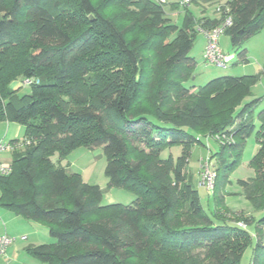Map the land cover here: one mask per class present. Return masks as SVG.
Segmentation results:
<instances>
[{
    "label": "trees",
    "instance_id": "1",
    "mask_svg": "<svg viewBox=\"0 0 264 264\" xmlns=\"http://www.w3.org/2000/svg\"><path fill=\"white\" fill-rule=\"evenodd\" d=\"M98 1L0 0V121L24 127L29 142L18 151L10 141L15 151L11 173L0 177V207L45 226L54 239L25 253L39 264H239L251 248L252 264H263L264 247L253 233L264 226V111L250 163L254 177L238 180L240 193L233 194L248 201L252 214L232 213L224 202L228 175L254 131L258 102L242 100L258 76L222 77L197 89L184 84L196 66L189 54L197 34L230 19L223 34L232 46L242 44L264 29V0H189L188 6L222 10L212 20L185 8L180 26L160 0ZM103 7L132 13L168 49L149 98L143 46L128 40ZM239 57L247 62L245 51ZM19 79L30 81L22 97L10 87ZM171 90L175 107L168 104ZM234 125V141L208 158L216 163L208 214L187 172L190 151L203 145L201 137ZM78 147L101 148L107 186L132 193L134 201L103 204L98 186L68 173L60 162Z\"/></svg>",
    "mask_w": 264,
    "mask_h": 264
},
{
    "label": "rangeland",
    "instance_id": "2",
    "mask_svg": "<svg viewBox=\"0 0 264 264\" xmlns=\"http://www.w3.org/2000/svg\"><path fill=\"white\" fill-rule=\"evenodd\" d=\"M166 6V13L171 18L175 25L180 26L183 19V10L188 9L195 19H200L207 17L210 19H217L219 17L220 5L218 4H202L200 7H197L194 4L183 5L179 4L175 11L169 10V5L178 4L180 0H160ZM100 4L99 0L97 4ZM223 4V3H222ZM186 6V7H184ZM188 6V7H187ZM103 13L109 17L114 18L116 23L123 29H126L127 39L136 40L141 46H143L142 51L147 59L145 61V70L147 74L151 75V80L149 87L147 89L148 98L154 92V90L159 86L161 77V70L159 65L163 61L164 57L168 54V49L165 48V45L160 39H153L152 33L148 32L144 25L135 22V16L132 13L120 12L118 8L103 7ZM166 43V41H164ZM206 45V40L203 37L202 33L197 34L196 41L194 46L189 54V57L194 59L196 66L191 70V79L189 82L184 85L194 86L195 89L207 85L209 82L216 80L222 77H242L244 75H254L258 76V80L250 86L249 95L245 96L242 100V104H247L252 101H257L258 103L253 108V133L245 140L244 146L240 155L238 166L230 172L228 175V185L226 186L225 193L228 195L224 197V202L226 208L232 212H243L245 214L251 213V207L248 201L239 194L240 189L236 185L238 180L247 181L254 177V172L250 166L251 160L257 154L259 149V144L257 142V132L260 130L261 122L259 120V114L264 111V76H261V71L264 65V29H262L257 35L246 40L240 45L232 46L230 38L223 34L218 38V46L222 54L225 56V68H219L214 65L204 62L203 53ZM246 52L247 62L242 63L240 61L239 54ZM154 74V76H153ZM147 75V77H148ZM159 76V78H158ZM155 80H154V79ZM174 78V76L165 77L166 82ZM156 82V83H155ZM177 84L181 83V80L177 79ZM155 83V85H153ZM166 86V85H165ZM10 87H13L14 90H17L18 97H22L29 93V88L23 85V80L19 79L15 82H12ZM167 88V87H166ZM193 89V90H195ZM172 90L167 94L169 97V106L175 107L177 100H175L171 94ZM229 95H234V92H231ZM235 98V97H233ZM144 105H147L144 102ZM236 125L230 127L228 131L224 134H219L215 136H206L202 138V146H194L190 151L189 163H188V174L192 186L197 189L202 207L206 213L211 214L214 210V202L212 195L214 193V186L211 191H206L204 188L197 186L198 183V170L200 165L209 157L218 152L219 146H222L226 143H231L234 141L230 131ZM0 140H3L5 143H10V141H16V149L18 151L25 150V147L28 146L25 143V129L19 124L0 121ZM15 147V146H14ZM18 148V149H17ZM15 150H9L2 152L0 154V163L4 167L10 166ZM181 149H173L172 155L174 158L178 157ZM168 156V151H164L162 154L163 158ZM53 161H56V156H54ZM60 164L65 167L68 173L79 174L86 184L98 186L103 193V204H121L129 205L135 199V196L119 188H109L107 186V178L104 174V169L106 165L105 157L103 155L101 148H84L78 147L65 160H62ZM215 159H211V166L215 168ZM232 194V195H231ZM252 214V213H251ZM259 215L254 213V220H258ZM18 220H23L27 222L25 218L21 216H16L12 212L0 207V232L3 233L4 230L7 231L8 237H14L18 234V231H24V235L28 237V241H36L39 244H49L53 243L54 239L49 237L46 227L38 224L37 225H27V227H22L19 224ZM241 223V222H240ZM240 227L244 228L243 223L240 224ZM12 233V234H10ZM12 235V236H10ZM7 236V235H6ZM256 240L261 243V246L264 247V226L260 225L257 235L253 233ZM17 243L8 246L12 250L14 245L20 243V237L15 240ZM24 242L23 245H28L30 242ZM6 248V249H7ZM13 252H15L13 250ZM18 259L16 262L19 264H25V259L31 258L26 257L25 255L18 254ZM17 255L15 256L17 258ZM25 258V259H24ZM15 261V258H13ZM34 260V259H31ZM36 264H39L38 261L34 260ZM264 264V257L262 258ZM0 264H8V258L5 254L0 255ZM15 264V263H14ZM239 264H252V250L251 248L246 250L241 256Z\"/></svg>",
    "mask_w": 264,
    "mask_h": 264
},
{
    "label": "built area",
    "instance_id": "3",
    "mask_svg": "<svg viewBox=\"0 0 264 264\" xmlns=\"http://www.w3.org/2000/svg\"><path fill=\"white\" fill-rule=\"evenodd\" d=\"M183 5H188L189 0H182ZM230 19H226L218 28H215L210 31H203V36L206 40V45L204 48L203 59L205 63L214 65L219 68H225V56L219 49L218 46V38L223 35L225 29L230 26ZM30 84L29 80H24L23 85L26 86ZM29 142H26L28 145ZM14 149V146L10 143H5L4 141H0V154L5 151H9ZM11 173L9 166L4 167L0 163V177L8 176ZM198 183L197 186L200 188H204L206 191H211L214 186V182L216 179V174L214 172L213 167L211 166V162L206 159L199 167L198 171ZM25 237H21L20 240H25ZM15 238L2 236L0 237V255H4L6 248L15 242Z\"/></svg>",
    "mask_w": 264,
    "mask_h": 264
},
{
    "label": "crops",
    "instance_id": "4",
    "mask_svg": "<svg viewBox=\"0 0 264 264\" xmlns=\"http://www.w3.org/2000/svg\"><path fill=\"white\" fill-rule=\"evenodd\" d=\"M0 141H3V140H0ZM18 221H19V224L22 225V227H27V225H29V224L39 226L38 223L30 222V221H27V220H26L27 222H24L23 220H18ZM23 233H24V231L20 230V231H18V234H22V235H20V236L14 235V237H12V238H15L16 239L18 237H20V238L21 237H25L26 239L23 240V241L21 240L20 243H18L17 245H14L13 248H12V250L10 248H7L6 251H5V256H6V258H8V264H14V263L15 264H19L18 262H16V259H18L17 253L20 254V255L22 254V255H25L26 257H29L25 253V249L28 246H38V245H42V244L37 243L36 241H31V239L28 241V237H26V235H24ZM10 234H12V233H10ZM6 235L8 236L6 230H4L3 233L0 232V236H6ZM10 236H12V235H10ZM26 241H28V242L31 241V243H28V245H23L24 242H26ZM15 243H17V242L15 241L13 244H15ZM49 244H52V243H49ZM13 250L15 252H13ZM16 255H17V258L15 257ZM13 258H15V261H14ZM31 259L32 258H28V259L26 258L25 259V264H36L34 262V260H31Z\"/></svg>",
    "mask_w": 264,
    "mask_h": 264
}]
</instances>
